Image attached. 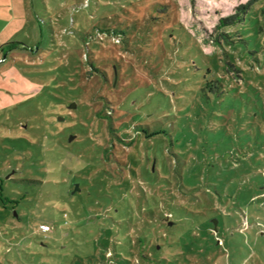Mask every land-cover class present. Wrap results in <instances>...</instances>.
Wrapping results in <instances>:
<instances>
[{
	"label": "rangeland",
	"instance_id": "374dc122",
	"mask_svg": "<svg viewBox=\"0 0 264 264\" xmlns=\"http://www.w3.org/2000/svg\"><path fill=\"white\" fill-rule=\"evenodd\" d=\"M0 264H264V0H0Z\"/></svg>",
	"mask_w": 264,
	"mask_h": 264
},
{
	"label": "trees",
	"instance_id": "16d2710c",
	"mask_svg": "<svg viewBox=\"0 0 264 264\" xmlns=\"http://www.w3.org/2000/svg\"><path fill=\"white\" fill-rule=\"evenodd\" d=\"M249 5H250V3L249 4H245V5H240L238 7V9H237L238 10L237 14H235L234 16H232V17H230L228 19H222L220 21V27L223 26L226 23L236 24V23L240 22V11L247 10ZM11 45H13V44H10L9 46H6L5 48H9ZM21 47H24V45H22ZM207 86L212 92L216 93L218 91V88L216 86H213V84H211V83H207Z\"/></svg>",
	"mask_w": 264,
	"mask_h": 264
},
{
	"label": "built area",
	"instance_id": "2783aa9c",
	"mask_svg": "<svg viewBox=\"0 0 264 264\" xmlns=\"http://www.w3.org/2000/svg\"><path fill=\"white\" fill-rule=\"evenodd\" d=\"M39 229L42 231V232H48L51 230V227L47 224H40L39 225Z\"/></svg>",
	"mask_w": 264,
	"mask_h": 264
},
{
	"label": "water",
	"instance_id": "95a60500",
	"mask_svg": "<svg viewBox=\"0 0 264 264\" xmlns=\"http://www.w3.org/2000/svg\"><path fill=\"white\" fill-rule=\"evenodd\" d=\"M80 191L79 186L76 187L75 192Z\"/></svg>",
	"mask_w": 264,
	"mask_h": 264
}]
</instances>
